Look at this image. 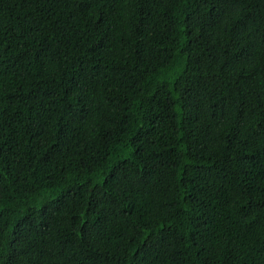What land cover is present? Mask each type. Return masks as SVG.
I'll return each instance as SVG.
<instances>
[{
	"label": "trees",
	"instance_id": "1",
	"mask_svg": "<svg viewBox=\"0 0 264 264\" xmlns=\"http://www.w3.org/2000/svg\"><path fill=\"white\" fill-rule=\"evenodd\" d=\"M0 264H264V0H0Z\"/></svg>",
	"mask_w": 264,
	"mask_h": 264
}]
</instances>
